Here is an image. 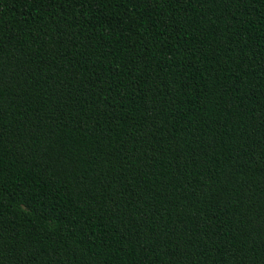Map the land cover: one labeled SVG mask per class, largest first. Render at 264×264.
Returning <instances> with one entry per match:
<instances>
[{
	"label": "trees",
	"instance_id": "16d2710c",
	"mask_svg": "<svg viewBox=\"0 0 264 264\" xmlns=\"http://www.w3.org/2000/svg\"><path fill=\"white\" fill-rule=\"evenodd\" d=\"M0 264H264V0H0Z\"/></svg>",
	"mask_w": 264,
	"mask_h": 264
}]
</instances>
